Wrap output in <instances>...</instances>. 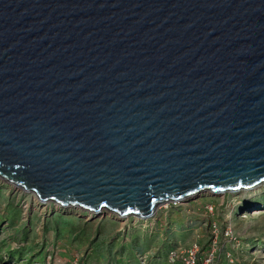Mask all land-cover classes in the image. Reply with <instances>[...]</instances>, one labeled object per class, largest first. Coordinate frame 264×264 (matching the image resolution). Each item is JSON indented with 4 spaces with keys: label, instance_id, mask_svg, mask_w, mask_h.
<instances>
[{
    "label": "water",
    "instance_id": "obj_1",
    "mask_svg": "<svg viewBox=\"0 0 264 264\" xmlns=\"http://www.w3.org/2000/svg\"><path fill=\"white\" fill-rule=\"evenodd\" d=\"M0 178L152 216L264 183V0H0Z\"/></svg>",
    "mask_w": 264,
    "mask_h": 264
},
{
    "label": "rangeland",
    "instance_id": "obj_2",
    "mask_svg": "<svg viewBox=\"0 0 264 264\" xmlns=\"http://www.w3.org/2000/svg\"><path fill=\"white\" fill-rule=\"evenodd\" d=\"M256 189L205 192L164 204L149 219L136 220L132 216L120 219L110 212L93 213L61 205L56 208V204L41 203L32 193L0 178V246H8L0 248V264H15L5 259L4 252L18 247H31V260L45 253L43 259L32 264H148L155 259L150 250L161 249L168 240L169 246H176L179 257L192 248L194 241L204 248L212 241L207 230L211 219L217 221L221 232L232 225L231 241L218 234L220 250H235L232 264H264V185ZM8 204L17 210L18 215L11 217L14 224L6 213ZM209 204L213 205L211 213L206 210ZM135 247L144 250L138 252L139 258L137 252L132 254ZM223 257L219 255V262Z\"/></svg>",
    "mask_w": 264,
    "mask_h": 264
},
{
    "label": "clouds",
    "instance_id": "obj_3",
    "mask_svg": "<svg viewBox=\"0 0 264 264\" xmlns=\"http://www.w3.org/2000/svg\"><path fill=\"white\" fill-rule=\"evenodd\" d=\"M10 184V183H9ZM12 185V184H11ZM20 189V188H19ZM238 192V191H236ZM223 193H233L231 191L229 192H223ZM213 194H221V193H213ZM186 199H189V198H186ZM185 200V199H184ZM41 202V201H40ZM174 201L170 202L173 204ZM42 203V202H41ZM166 204H169V203H166ZM175 205V204H174ZM209 206H212V210H213V205L209 204L206 206V210L211 213V211L208 210V207ZM65 208V207H64ZM82 210V209H81ZM103 212H105L104 210H102ZM109 212V211H108ZM154 215V214H153ZM152 215V216H153ZM212 215V214H211ZM127 217H131V216H127ZM125 217V218H127ZM134 217V216H132ZM151 217V216H150ZM121 218V217H120ZM123 218V217H122ZM124 219V218H123ZM141 219V218H139ZM228 222V221H227ZM231 223V222H230ZM215 224L216 226V231L215 233H212L213 229H212V225ZM230 227H231V230L233 232V229H232V225L230 224ZM207 230L208 232L210 233V235L212 236V241L206 245L204 248H201L200 245H198L197 243L199 241H194L193 242V245H192V248L194 247V245H196L198 247V250L196 251L195 253V260H194V264H202V261L203 259L208 255V254H211L212 255V263L213 264H232L234 262L233 260V251L235 252V250H233L234 248H230L229 250H220L222 248V245H219V239H218V234L219 233H223V237L224 239L228 240V241H231L233 236H234V233L232 234V237H229L228 235H226V231H227V227H225V229H223V232L219 231V226L217 224V221L215 219H211L209 222H208V225H207ZM171 241H167L166 243L163 242L162 244V248L163 247H167V244L169 245ZM233 242V241H232ZM235 242V241H234ZM214 244V250H202V249H209L212 244ZM234 244H232L231 246H233ZM161 249H158V248H155V250H150L152 251V254L154 255V258L159 256V254L162 253V256H163V259L165 261V264H183V260H182V257L186 256V254L188 253L189 250H187L186 252H184V254L182 256H178L177 254V248L176 246H170L168 249L165 250H162ZM191 248V249H192ZM233 250V251H232ZM165 251V253H164ZM171 252H176V257H175V260L174 262H171V259H170V254ZM138 253V252H137ZM140 254H142V252H139ZM138 253V255H135V256H140V254ZM196 254H197V257H196ZM223 255L224 257L221 259V261L219 262V255ZM198 255H201L203 258L202 259H199L198 258ZM37 258V257H36ZM139 258V257H138ZM35 260H38V259H35ZM230 260V261H229ZM39 261V260H38ZM141 264V263H140ZM143 264V263H142ZM148 264H161L160 261L154 259L152 261L149 260Z\"/></svg>",
    "mask_w": 264,
    "mask_h": 264
},
{
    "label": "trees",
    "instance_id": "obj_4",
    "mask_svg": "<svg viewBox=\"0 0 264 264\" xmlns=\"http://www.w3.org/2000/svg\"><path fill=\"white\" fill-rule=\"evenodd\" d=\"M11 207L12 206L10 204L6 205V209H7L6 213L9 216L10 223L14 224V221H13V219H11V217L12 216L16 217L18 214H16V212H17V210H15L16 208H11ZM175 224L179 225L177 222ZM186 229H188V228H186ZM17 232H16V234H17ZM23 236L25 237V235H23ZM13 237L14 236H10L11 239ZM6 247H8V246L7 245L0 246V248H6ZM138 247L137 248L135 247L136 250H131L133 255H134V252H143L144 251V250H140V248H138ZM169 247L170 246L167 244V249ZM31 250H32L31 247H26V248L18 247V248L10 249L7 252H4V253H7L6 254L7 256H5V259L6 260L8 259V261L12 260V261H14L13 263H15V264H32V263L38 262V260H35V259L31 260L32 255H29ZM165 251H164V253H165ZM44 255H45V253L42 252V254H40L36 259H43ZM1 258L2 257H0V259ZM87 258H88V256H87ZM155 259L160 261L161 264H165L162 253L159 254V256L155 257Z\"/></svg>",
    "mask_w": 264,
    "mask_h": 264
},
{
    "label": "built area",
    "instance_id": "obj_5",
    "mask_svg": "<svg viewBox=\"0 0 264 264\" xmlns=\"http://www.w3.org/2000/svg\"><path fill=\"white\" fill-rule=\"evenodd\" d=\"M208 210L211 211L212 210V206H209ZM212 229H213L212 233H215V231H216L215 224L212 225ZM225 234L228 235L229 237H232L233 232H232L230 227L227 228V231H226ZM214 244L215 243H213L212 246L208 250H214ZM197 250H198V247L196 245H194V247L188 251L186 256L182 257V260L184 262L183 264H194L195 253H196ZM176 255H177L176 252H171V254H170L171 262H174ZM203 260L204 261L202 262V264H213L212 263V255L211 254H208Z\"/></svg>",
    "mask_w": 264,
    "mask_h": 264
},
{
    "label": "bare ground",
    "instance_id": "obj_6",
    "mask_svg": "<svg viewBox=\"0 0 264 264\" xmlns=\"http://www.w3.org/2000/svg\"><path fill=\"white\" fill-rule=\"evenodd\" d=\"M264 185V183L263 184H261L260 186L262 187ZM259 187V186H258ZM257 188V187H256ZM256 188H254V189H251V190H249L250 192L251 191H257V189ZM258 192H260V190H258ZM262 192V191H261ZM202 193H205V191L204 192H202ZM202 193H199V194H202ZM207 193H209V194H213V193H211V192H207ZM260 194V193H259ZM196 195H198V194H193V195H191L190 197L188 196V198H191V197H194V196H196ZM254 196H250L249 198H253ZM37 200V199H36ZM181 201H183V200H181ZM181 201H174L173 203H175V202H181ZM53 203V202H52ZM54 204H56V203H54ZM164 205V204H163ZM162 206V205H161ZM56 208H58V204H56V206H55ZM70 207H73V208H78L79 209V207H76V206H70ZM254 208V207H253ZM82 210H84V209H82ZM87 211V210H86ZM105 212H108V211H106V210H104ZM88 212H93V213H98V212H101V211H98V212H95V211H88ZM110 212V211H109ZM110 213H112V212H110ZM116 216L118 217V218H120L117 214H116ZM135 218H136V220H139V217L138 216H134ZM152 217V216H151ZM141 218V217H140ZM150 218V216H148V217H143V218H141V220H145V219H149ZM120 219H123V218H120ZM125 219V218H124Z\"/></svg>",
    "mask_w": 264,
    "mask_h": 264
}]
</instances>
